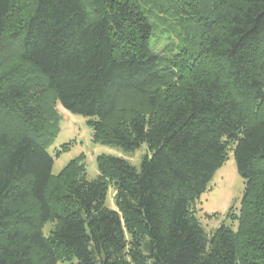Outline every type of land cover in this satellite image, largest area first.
<instances>
[{
  "label": "trees",
  "instance_id": "16d2710c",
  "mask_svg": "<svg viewBox=\"0 0 264 264\" xmlns=\"http://www.w3.org/2000/svg\"><path fill=\"white\" fill-rule=\"evenodd\" d=\"M13 4L0 0V264H264V0H30L18 20ZM52 102L89 117L95 142L146 144L140 167L101 154L95 179L77 159L53 174ZM231 149L238 225L209 234L193 206Z\"/></svg>",
  "mask_w": 264,
  "mask_h": 264
},
{
  "label": "rangeland",
  "instance_id": "374dc122",
  "mask_svg": "<svg viewBox=\"0 0 264 264\" xmlns=\"http://www.w3.org/2000/svg\"><path fill=\"white\" fill-rule=\"evenodd\" d=\"M29 1L14 0L10 17L18 20L24 14ZM162 42L166 44L168 39L165 37ZM49 97L50 94H46L47 100ZM50 104L61 116L59 132L49 146V151L54 155L53 174L60 172L71 160L77 159L86 164L87 177L95 179L100 173L97 158L101 154L123 157L136 167H140L141 159L147 153L146 144L130 153L119 147L95 142L93 126L88 122L89 117L74 114L59 102ZM245 185V179L238 172L234 151L231 149L229 157L217 169L207 189L193 206L197 218L207 233L211 234L223 223L233 225L234 228L237 227L238 221L231 218V214L239 213ZM114 194L115 189L111 185L106 200V204L110 208H116ZM53 224V222H49L45 225L46 234ZM58 264H77V261H60Z\"/></svg>",
  "mask_w": 264,
  "mask_h": 264
}]
</instances>
